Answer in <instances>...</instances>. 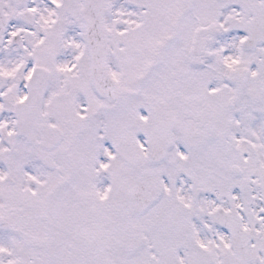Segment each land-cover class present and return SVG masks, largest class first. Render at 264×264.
Returning <instances> with one entry per match:
<instances>
[{
  "label": "snow or ice",
  "instance_id": "1",
  "mask_svg": "<svg viewBox=\"0 0 264 264\" xmlns=\"http://www.w3.org/2000/svg\"><path fill=\"white\" fill-rule=\"evenodd\" d=\"M0 264H264V0H0Z\"/></svg>",
  "mask_w": 264,
  "mask_h": 264
}]
</instances>
